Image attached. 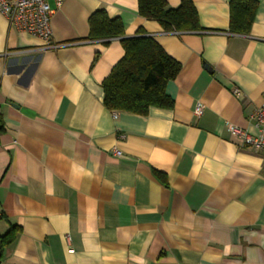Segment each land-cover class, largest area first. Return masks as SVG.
<instances>
[{
  "label": "crops",
  "instance_id": "crops-1",
  "mask_svg": "<svg viewBox=\"0 0 264 264\" xmlns=\"http://www.w3.org/2000/svg\"><path fill=\"white\" fill-rule=\"evenodd\" d=\"M192 1L199 33L165 32L138 0H49L57 47L0 14V236L20 228L0 264H264V150L229 128L259 133L264 0L247 35L229 32L231 0ZM97 10L181 64L172 109L104 106L125 52L87 40Z\"/></svg>",
  "mask_w": 264,
  "mask_h": 264
},
{
  "label": "trees",
  "instance_id": "trees-1",
  "mask_svg": "<svg viewBox=\"0 0 264 264\" xmlns=\"http://www.w3.org/2000/svg\"><path fill=\"white\" fill-rule=\"evenodd\" d=\"M138 4L139 14L158 22L167 33L205 31L192 0H181L177 8L169 7L166 0H138ZM258 8V0H231L229 32L249 34ZM89 28L88 41L108 46L113 39H120L125 52L102 83L104 106L108 110L146 116L152 107L173 108L174 101L166 89L168 83L180 74L182 66L153 36L139 29L135 36L125 37L123 22L119 18H110L105 10L91 14ZM98 57L99 53H96L95 61ZM19 232L20 228L12 225L5 235L0 236V256Z\"/></svg>",
  "mask_w": 264,
  "mask_h": 264
},
{
  "label": "built area",
  "instance_id": "built-area-1",
  "mask_svg": "<svg viewBox=\"0 0 264 264\" xmlns=\"http://www.w3.org/2000/svg\"><path fill=\"white\" fill-rule=\"evenodd\" d=\"M63 1L55 0L56 6L60 7ZM54 12L49 0H0V14L7 19L11 28L40 39L46 47H57L52 41ZM234 93L238 95L240 90L236 89ZM203 112L204 106L198 103L194 114L199 117ZM113 115L116 118L118 113L113 112ZM253 119L258 135L252 136L246 129L233 125L229 127L230 131L243 145L264 150V104L254 112Z\"/></svg>",
  "mask_w": 264,
  "mask_h": 264
}]
</instances>
